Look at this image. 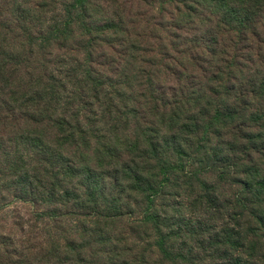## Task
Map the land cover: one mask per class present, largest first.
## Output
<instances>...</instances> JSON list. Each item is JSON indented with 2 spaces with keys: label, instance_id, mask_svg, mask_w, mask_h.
I'll return each instance as SVG.
<instances>
[{
  "label": "trees",
  "instance_id": "trees-1",
  "mask_svg": "<svg viewBox=\"0 0 264 264\" xmlns=\"http://www.w3.org/2000/svg\"><path fill=\"white\" fill-rule=\"evenodd\" d=\"M63 6L40 29L0 23V118H25L38 164H14L16 183L24 200L49 205L39 220L78 219L48 241L49 257L209 264L185 250L160 202L208 192L212 174L237 186L240 229L202 253L264 264V0H162L151 31L131 10L101 18L93 0ZM145 32L156 41L142 48Z\"/></svg>",
  "mask_w": 264,
  "mask_h": 264
},
{
  "label": "rangeland",
  "instance_id": "rangeland-1",
  "mask_svg": "<svg viewBox=\"0 0 264 264\" xmlns=\"http://www.w3.org/2000/svg\"><path fill=\"white\" fill-rule=\"evenodd\" d=\"M160 1L162 2V0H93L94 3H101L104 8L101 10V18L112 16L113 10L116 9L123 15L131 10V21L137 22L141 31L147 28L151 31L154 24L160 22V15H163L160 11ZM67 2L69 0H0L2 8L0 23H7L9 25L7 30L12 31L14 24L17 25L22 19L32 24V29H40L61 15L63 5ZM155 32H158V29ZM143 34L146 35H142L145 41L141 45L142 48L149 47V40L155 43L156 39L150 38L148 32ZM31 132L32 129L21 116L0 118V264H58L48 255L51 248L48 241L63 239L68 231L74 232L77 229L78 219L75 216L66 218L62 226L39 220L38 212L48 210L49 205H46L44 200L35 204L34 197H30V201L23 199V188L16 183L18 169H14L17 166L14 164L22 166L31 162L29 165L32 169L38 166L29 156L33 153L29 140L33 135ZM41 175L39 174V177ZM206 179L214 187L208 192L196 190L190 194L184 189L175 190L166 195L160 204L167 209L170 225L179 228L180 243L184 244L187 252L196 254L198 260H206L209 264H222L227 255L223 253L224 249L220 253L211 252L214 247L209 238L222 235L228 228L235 229V232L239 231L237 218L239 216H231L234 211L229 203L237 195V186L219 181L216 175L212 174L207 175ZM49 182L48 177L44 175L41 185L48 186ZM62 186L63 183L54 193H62ZM39 191L42 192V189ZM133 220L130 218L131 222ZM122 228L118 225L116 229L120 232ZM87 246L91 248V244L87 243ZM203 247H209L211 251L204 255ZM88 262L104 264L105 261L101 256L94 261L88 259ZM106 263L111 264V261ZM152 263L155 262L148 264ZM61 264H75V261L70 256Z\"/></svg>",
  "mask_w": 264,
  "mask_h": 264
}]
</instances>
